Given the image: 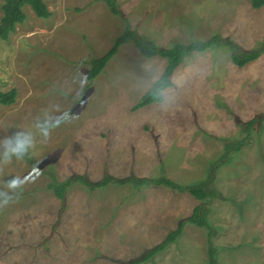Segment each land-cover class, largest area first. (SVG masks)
<instances>
[{
    "label": "rangeland",
    "instance_id": "1",
    "mask_svg": "<svg viewBox=\"0 0 264 264\" xmlns=\"http://www.w3.org/2000/svg\"><path fill=\"white\" fill-rule=\"evenodd\" d=\"M49 18L26 5V20L0 39V90L17 89L0 105V141L33 131L32 154L0 161V190L26 178L19 196L0 205V264H125L160 243L199 201L164 186L110 183L90 190L80 181L65 201L49 184L76 175L100 180L165 175L187 185L208 178L224 144L241 151L213 176L208 198L219 264H264V52L239 68L227 45L193 52L176 69L164 101L136 109L167 60L122 45L91 82L92 57L110 49L125 28L105 0H44ZM0 0V19L3 16ZM132 28L158 45L214 34L244 50L264 44V6L250 0H116ZM48 113L65 116L47 138L33 127ZM39 172L38 176L34 173ZM206 228L187 224L176 242L141 264H208Z\"/></svg>",
    "mask_w": 264,
    "mask_h": 264
},
{
    "label": "trees",
    "instance_id": "2",
    "mask_svg": "<svg viewBox=\"0 0 264 264\" xmlns=\"http://www.w3.org/2000/svg\"><path fill=\"white\" fill-rule=\"evenodd\" d=\"M105 2L108 4L113 14L121 16L124 19L125 28L124 31L116 37L112 46L106 53L100 57H92L90 59L89 68L86 73V79L90 83L87 87H89L91 82H93V80L104 71L107 63L118 52L119 48L128 42H132L139 52L145 57L160 56L167 60V65L164 68L162 75L148 87L136 103L134 107L136 109L153 103L163 102L164 91L174 85L172 77L176 69L184 61L186 56L193 52H204L208 49L227 45L232 50V62L239 68L255 61L264 52V44L257 49L244 50L235 41L223 38L219 34H214L206 40L193 39L189 43L177 42L169 47H163L158 45L154 40L139 35L138 32L132 28L131 23L124 17V14L119 9L116 0H105ZM250 2L252 7L255 9H259L264 6V0H250ZM26 5H29L35 12L36 16L40 18H49L51 16V11L44 0H5L2 5L3 16L0 19L1 40H8L10 35L16 30L18 24H21L26 20V14L24 12V7ZM17 94L16 88H11L6 91L0 90V105H12L17 99ZM263 118L264 114H258L251 120L244 122L245 131L248 132ZM246 141L247 140L243 138L238 141L226 142L224 144V152L218 160L211 162V166H209L208 178L187 185L176 182L165 175H161L159 177H139L136 175H130L127 178L121 179L112 176L105 171L104 176L98 181H90L83 175H76L64 182L54 181L49 184V188L54 191L56 197L62 202L65 201L67 188L76 181H80L89 187L90 190L105 187L110 183H117L121 185L132 183L136 188H141L145 185L164 186L181 193L187 192L199 201V204L194 207L192 213L182 218L179 221L177 228L169 231L164 240L147 250L143 256L132 259L125 264H141L142 262L151 259L157 253L166 249L170 244L176 242L182 235L187 224H193L208 230V264H219L217 255L219 247L213 244V238L216 230L209 222V208L205 204V201L211 197H219V193L212 185L214 173L223 161H229L233 153L241 151Z\"/></svg>",
    "mask_w": 264,
    "mask_h": 264
},
{
    "label": "clouds",
    "instance_id": "3",
    "mask_svg": "<svg viewBox=\"0 0 264 264\" xmlns=\"http://www.w3.org/2000/svg\"><path fill=\"white\" fill-rule=\"evenodd\" d=\"M65 116H54L48 113L37 118L33 127L35 132L40 136L47 138L51 129L56 127ZM34 147L33 131H15L10 136L5 137L0 141V161H10L13 158L19 160L32 154L31 150ZM35 176L39 172L34 173ZM26 183V178L13 176L5 181L4 189L0 190V205H7L14 201L20 193L23 185Z\"/></svg>",
    "mask_w": 264,
    "mask_h": 264
}]
</instances>
